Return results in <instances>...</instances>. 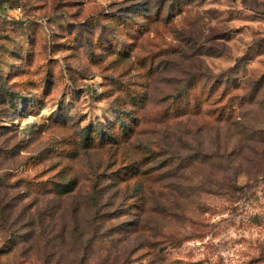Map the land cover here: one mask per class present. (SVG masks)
<instances>
[{"label": "rangeland", "instance_id": "obj_1", "mask_svg": "<svg viewBox=\"0 0 264 264\" xmlns=\"http://www.w3.org/2000/svg\"><path fill=\"white\" fill-rule=\"evenodd\" d=\"M0 264H264V0H0Z\"/></svg>", "mask_w": 264, "mask_h": 264}, {"label": "built area", "instance_id": "obj_2", "mask_svg": "<svg viewBox=\"0 0 264 264\" xmlns=\"http://www.w3.org/2000/svg\"><path fill=\"white\" fill-rule=\"evenodd\" d=\"M7 9H9V10H10V7H7Z\"/></svg>", "mask_w": 264, "mask_h": 264}]
</instances>
